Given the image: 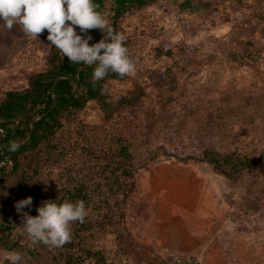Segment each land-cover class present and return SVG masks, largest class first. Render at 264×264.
<instances>
[{"label": "rangeland", "instance_id": "rangeland-1", "mask_svg": "<svg viewBox=\"0 0 264 264\" xmlns=\"http://www.w3.org/2000/svg\"><path fill=\"white\" fill-rule=\"evenodd\" d=\"M121 26L136 73L110 80L109 91L117 99L140 84L144 93L110 123L95 102L81 112L86 128L74 135L88 156L69 163L96 210L71 225L102 241L115 264H264V0H160ZM170 147L259 164L236 182L164 154Z\"/></svg>", "mask_w": 264, "mask_h": 264}, {"label": "trees", "instance_id": "trees-1", "mask_svg": "<svg viewBox=\"0 0 264 264\" xmlns=\"http://www.w3.org/2000/svg\"><path fill=\"white\" fill-rule=\"evenodd\" d=\"M158 1L94 0V3L99 5L97 11L101 13L108 11V2L111 4V26L121 32L123 19ZM75 30L80 31L78 26ZM91 34L95 36V42L89 43L90 46L104 38L100 29H93ZM130 45V40L126 38L125 46L129 48ZM183 50L191 53L194 47H184ZM94 67L70 62L60 50L51 46L45 70L32 75L29 89L8 92L0 99V199L3 200L0 211V248L20 252L23 256L22 264H115L114 258H108L102 241L90 237L91 242H88L78 235L77 228L72 225L71 240L60 247H50L43 243L30 245L26 234L21 231L22 213H18L15 207L16 202L28 197L32 198V205L23 208L22 212L34 216L38 215L37 208L46 201L60 204L64 200H83L86 210L90 205L95 206L90 199L88 186L84 181L75 180L77 170L69 163L71 157L83 159L88 156V148H83L79 135H74L76 131L82 133L86 128L80 123V114L90 102H95L104 114V122L110 123L124 107L137 104L138 97L143 96L144 92L142 86L136 84L134 90L114 99L109 91V81L122 82L128 77L122 79L110 71L104 79L93 83ZM165 74L157 72L153 75L155 85L166 86L168 81L164 80ZM59 77L63 78L56 83ZM74 82L77 83L75 92ZM54 85L56 99L53 97ZM40 115L45 116L35 122L32 131V121ZM12 142L18 145L15 150H11ZM128 151L129 147L119 150L120 155L126 158L130 157ZM164 154L207 162L218 173L236 182L237 175L259 164L246 156L222 155L213 150H204L202 155H197L170 147L164 150ZM7 157L10 162L2 164ZM18 230L20 236L13 238ZM3 264H9V261Z\"/></svg>", "mask_w": 264, "mask_h": 264}, {"label": "clouds", "instance_id": "clouds-1", "mask_svg": "<svg viewBox=\"0 0 264 264\" xmlns=\"http://www.w3.org/2000/svg\"><path fill=\"white\" fill-rule=\"evenodd\" d=\"M99 5L94 0H0V19L9 30L19 25L25 35L38 38L44 30L51 46L73 63L95 65L93 83L104 79L108 73H116L120 78L136 73V65L125 46L126 37L115 30L104 14L97 11ZM90 29H100L104 38L89 45L90 35L77 34ZM18 145L12 142L11 150ZM32 205V198L16 202L18 213H22V234H26L30 245L43 243L50 247H60L71 240V224L85 221L88 212L83 200L62 203L46 201L37 208L38 215L22 212ZM4 258L9 264H22L23 256L17 251H5Z\"/></svg>", "mask_w": 264, "mask_h": 264}, {"label": "crops", "instance_id": "crops-1", "mask_svg": "<svg viewBox=\"0 0 264 264\" xmlns=\"http://www.w3.org/2000/svg\"><path fill=\"white\" fill-rule=\"evenodd\" d=\"M105 17L108 18L107 14ZM92 31L88 30L86 35ZM47 36L48 31L44 30L38 38L32 39L19 25L9 30L0 19V94L29 89L32 75L45 70L47 52L51 47Z\"/></svg>", "mask_w": 264, "mask_h": 264}, {"label": "water", "instance_id": "water-1", "mask_svg": "<svg viewBox=\"0 0 264 264\" xmlns=\"http://www.w3.org/2000/svg\"><path fill=\"white\" fill-rule=\"evenodd\" d=\"M82 68H83V66H82L80 69H82ZM80 69H79V70H80ZM62 78H63V77H59V78L57 79L56 83H57L60 79H62ZM76 79H77V80L79 79L78 74H77V76H76ZM56 83H55V85H56ZM74 84H75V91H76V89H77V83L74 82ZM55 85H54V87H53V97L56 99V95H55V93H54ZM45 115H46V114H45ZM45 115H40V116H37V117H35V118L33 119L32 124H31L32 131L34 130L35 122H36L37 120H40L41 118H43ZM29 139H30V138H29ZM28 141H29V140H28ZM5 162H6V163L10 162V158L7 157V159H6Z\"/></svg>", "mask_w": 264, "mask_h": 264}]
</instances>
